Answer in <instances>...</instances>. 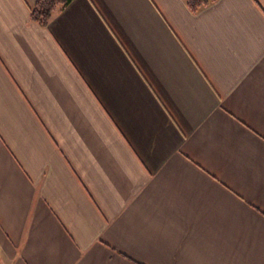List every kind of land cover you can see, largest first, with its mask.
I'll list each match as a JSON object with an SVG mask.
<instances>
[{"label": "crops", "instance_id": "crops-1", "mask_svg": "<svg viewBox=\"0 0 264 264\" xmlns=\"http://www.w3.org/2000/svg\"><path fill=\"white\" fill-rule=\"evenodd\" d=\"M0 0V264H264V0Z\"/></svg>", "mask_w": 264, "mask_h": 264}, {"label": "trees", "instance_id": "trees-1", "mask_svg": "<svg viewBox=\"0 0 264 264\" xmlns=\"http://www.w3.org/2000/svg\"><path fill=\"white\" fill-rule=\"evenodd\" d=\"M73 0H37L31 11V18L42 26L49 24L51 19L68 6ZM217 0H186L188 8L196 13L210 6Z\"/></svg>", "mask_w": 264, "mask_h": 264}]
</instances>
